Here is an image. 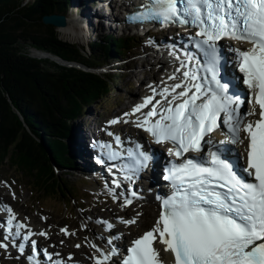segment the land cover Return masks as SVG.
I'll use <instances>...</instances> for the list:
<instances>
[{
	"label": "snow or ice",
	"instance_id": "6c2138e0",
	"mask_svg": "<svg viewBox=\"0 0 264 264\" xmlns=\"http://www.w3.org/2000/svg\"><path fill=\"white\" fill-rule=\"evenodd\" d=\"M129 7L125 23L179 26L188 33L186 45L178 50L173 44L168 51L172 72L149 85L152 95L124 113L122 121L166 147L171 159L162 178L170 192L156 195L160 203L151 228L128 245L119 243L123 233L113 231L114 223L98 219L109 233L98 236L105 246L85 236L74 247L87 244L93 264H165L162 253L171 264H264V0H140ZM147 43L158 47L159 42L149 38ZM225 50L232 54L231 70ZM241 85L242 95L235 91ZM215 132L224 139L216 140ZM107 135L115 136L117 146L123 143L121 136ZM131 144L113 150L111 143H101L107 151L98 157L102 165L113 162L109 171L121 161L122 178L105 187L115 202L123 201L122 208L141 198L133 185L155 160L150 145L145 150L143 143ZM5 211L10 215L0 219L4 254L16 249L14 259L26 258L27 264H41L42 258L74 264L72 254L63 257L39 247L37 238L48 239V231L33 230L29 218L18 219L11 206ZM142 215L117 220L132 226ZM60 232L78 236L67 226Z\"/></svg>",
	"mask_w": 264,
	"mask_h": 264
},
{
	"label": "trees",
	"instance_id": "16d2710c",
	"mask_svg": "<svg viewBox=\"0 0 264 264\" xmlns=\"http://www.w3.org/2000/svg\"><path fill=\"white\" fill-rule=\"evenodd\" d=\"M70 2L0 0V163L12 158L22 177L35 175L31 183L39 191L46 194L50 185L52 193L65 196L67 188V195L75 198V190L56 176L52 163L75 166L71 148L64 144L71 116L83 111L89 100L95 103L107 96L120 77L32 57L28 46L97 67L123 62L129 52L138 50V39L105 35L99 41L93 39L91 55L83 56L82 49L60 39L53 26L41 22L44 14L67 15Z\"/></svg>",
	"mask_w": 264,
	"mask_h": 264
},
{
	"label": "rangeland",
	"instance_id": "374dc122",
	"mask_svg": "<svg viewBox=\"0 0 264 264\" xmlns=\"http://www.w3.org/2000/svg\"><path fill=\"white\" fill-rule=\"evenodd\" d=\"M99 1L101 0H71L70 4L68 5V11L70 9L71 14L68 13V11H67V15L62 14L66 19L65 22L68 21L69 23V21H71L73 23L72 26L75 28V30H77V32L78 31L80 32V35L83 37V40H79L77 38L71 40L68 38L69 35L67 33L63 31V33L61 32L62 33L61 34L58 31V27L53 26L55 32L57 33L60 39L67 41L70 44H74L76 45V47L82 49L81 54L85 57L91 55V51H92L91 44L92 42H94V40L99 41L105 35H114L115 37H119L120 35V32H118L117 30L116 31L113 30V27H111L112 25L109 26L107 25L108 22L107 23L105 22L107 21V18L109 19V17L105 18L104 21L101 20V22L100 19L97 20L99 25L96 26L93 24V22L94 23L96 22V18H95L96 16L94 17L92 16L91 18L93 22L91 24H93V26L89 25L92 31L86 30L83 27V24L81 25L79 24V26H77V24L72 21L73 20V18H71L72 14L74 15L75 13L78 12H80L78 13V15H81L83 13L93 14L96 8L95 5ZM105 1L107 3V0H102V3H105ZM79 4L80 6L91 4L89 5V7L91 6L92 9L89 8L90 11H85L83 10L84 8L82 9L79 6ZM104 11L106 10H103V12ZM51 14H59V13L53 12ZM106 15H108V12L106 13ZM100 17L102 18V16ZM69 18H71V20ZM102 21L104 22V24L106 23L105 28L104 26L102 27ZM41 22L43 25H46L43 21V17L41 18ZM84 22L86 23V21ZM138 40H139L138 43L142 45L141 49L145 48L144 50H147L148 48L147 39L138 38ZM141 49L139 47L137 51L129 52L124 57L123 62L120 63L109 62L107 64L108 66L112 64V68H114L113 76H119L120 77L119 81L114 84V87L111 89L109 93H107V96L102 97L101 99L97 100L95 103H93V100L88 99L89 101L87 100L88 102L85 105L84 110L83 111L80 110L79 112L77 111L78 114L76 116H71V119L79 118L77 119V121L74 122L70 120L69 125H71V127L73 125H81L82 126L81 128L84 129L83 125L85 121L88 120L94 122V126H95L97 120H100V118H102L101 121H103L105 117L109 118L114 115L117 116L118 112L124 110L128 104H132L135 101V98H137L141 92L140 88L145 89L146 86L148 85V82L151 80V77L153 78L152 75L154 74H151V71L153 70L155 71V64L152 65L154 61L152 62L150 56L139 55ZM33 50H35V52L49 53L41 49H38L36 47L28 46V54L35 58H40V57L33 55L31 53ZM54 55H49V56L54 61L61 62L60 59L56 58L57 55L55 56ZM82 59L86 60V58H82ZM149 63H151L150 65L151 68L150 67L147 68ZM80 68L86 70V68L83 67ZM67 141L68 139L64 141V144L66 143L67 145L68 144ZM39 142H41V140ZM46 148L48 149L47 146ZM52 165L55 166V163L53 162ZM76 166H78V164ZM54 168H55L54 172L56 176L59 177L60 180L67 183V186L75 190L74 199H72V197H69L67 195L66 192L67 188L63 189L65 196L52 193L53 191L51 190L50 185L48 186L46 194L42 190L39 191V189L35 188V185L31 183L32 178L34 179L35 175H32L28 178L22 177L21 174L14 168L12 158L10 159L9 157H5V159L0 163V204L4 206L11 205L13 207V210H15V212L18 214V216L21 219L27 217L29 218V222L36 223L37 229L51 230V233H53L54 235L55 233L59 234L60 236L58 238L53 235L52 239L55 240V238H57L56 244L66 249L67 243H64V245L60 244V241L62 239L63 240L68 239V237L65 236L64 233L60 232L61 227L67 226L70 231L74 230L76 232V231H83L81 230L82 225L87 224V226H89L91 231L92 230L101 231L102 225L96 223V221L97 219L108 218V211H112L111 207H114L113 206L114 202L112 198L109 200L111 203H108L106 199L103 200L101 198H97L99 194L93 196L92 190L95 189L96 185H92L88 182L81 180L85 178L78 176L80 173L77 172V170H74L75 168L73 169V166L71 167L63 166L61 168L60 167H54ZM28 180H30V183L28 182ZM101 191L103 192L104 190L101 189ZM135 208H136V204L131 206L130 213L128 214L129 216L132 215V212L135 210ZM120 209L119 208L115 209L117 217H120L123 214L122 210L120 211ZM44 217H46L47 219L46 220L43 219ZM89 217L91 218L90 220L87 219ZM150 226L151 224L147 225V227ZM117 228H122V227L119 226ZM125 233L128 234V230H126ZM86 234H88V232ZM70 238H71L70 239L71 245H75L77 243H81L84 241V239L81 238L78 239L77 238L74 239L72 237ZM89 240L91 241V239ZM68 253L69 250L68 252L66 251L67 255ZM7 258H9V260H7ZM13 258L14 257L12 256L10 257L6 254L4 256L0 254V264H7V262L9 261L19 263Z\"/></svg>",
	"mask_w": 264,
	"mask_h": 264
},
{
	"label": "bare ground",
	"instance_id": "6f19581e",
	"mask_svg": "<svg viewBox=\"0 0 264 264\" xmlns=\"http://www.w3.org/2000/svg\"><path fill=\"white\" fill-rule=\"evenodd\" d=\"M121 1H123V0H120V2ZM119 2V0H107V3L106 4H108V7H114L115 6V4H117ZM123 3H126V1H123ZM81 4V3H80ZM80 4H79V6H80ZM90 5V4H89ZM89 5L88 4H86L85 6H80L83 10H85V11H90L89 10ZM105 7V8H104ZM94 8V7H93ZM106 8H107V6L106 5H104V6H102V7H96L95 8V12L92 14V13H90V14H85V13H83V14H81V15H78V13H80V12H78V13H75L74 15L72 14V17L71 18H73V22L74 23H76L77 24V26H79V24L81 25V24H83V27L86 29V30H88V31H92L91 29H90V26L92 25L93 26V24L94 25H99V23H94L93 22V20H92V16L94 17V16H96L95 18H96V21L97 20H99L100 19V22H101V17L100 16H105V14L107 13V10H106ZM92 9V8H91ZM103 10H106V11H104L103 12ZM106 12V13H105ZM68 13H70L71 14V11H70V9H69V11H68ZM61 16H63L62 14H60ZM66 15V14H65ZM64 17V16H63ZM65 18V17H64ZM71 18H69L70 20H71ZM88 18V19H87ZM66 20V19H65ZM84 21H86V23L84 22ZM67 23H66V25L65 26H63V27H58V31H59V33H63V31L65 32V33H67L69 36H68V38L69 39H71V40H74V39H79V40H83V37L80 35V32L78 31L77 32V30H75V28L72 26V22L71 21H69V23H68V21H66ZM71 22V23H70ZM93 22V24H91ZM101 24V23H100ZM85 25V26H84ZM90 25V26H89ZM107 25H109V23H107ZM104 26V28H105V24H104V22L102 21V27ZM95 27V26H94ZM98 27H100V26H98ZM113 31V30H112ZM61 33V34H62ZM174 37H178L176 34L174 35ZM66 38V37H65ZM67 38V39H68ZM180 41V40H179ZM233 46H237V47H240L241 45H233ZM249 45H247V44H245V45H243V47H248ZM161 50H162V57H164V60H163V62H161L158 58H157V55L156 54H153L152 56L151 55H149L150 56V58L152 59V62L154 61V63H152V65H158L159 67H160V69H161V74L159 73V76H158V72H157V70H153L152 72H151V74H154V75H152L153 76V78L151 77V80L148 82V85L146 86V88L145 89H143V88H140V90H141V92H140V94L138 95V97L137 98H135V99H137V103L136 104H138V103H141L142 102V100L145 98V97H147V96H150V95H152V93H151V90H150V88L148 87L149 85H153V83L155 82V84H159V82H160V80L162 79V78H164V77H166V75L168 74V73H171L172 72V70L170 69V67L169 66H167L168 64H170V66H172L173 65V63H172V60H171V58L168 56V51H169V48H167L166 46H162L161 48H160ZM33 55H35V56H38V57H40V58H50V56L48 55V54H46V53H42V52H35V50H33L32 52H31ZM146 60V59H145ZM231 60H232V54L230 53V59H229V61H230V66H229V68H231ZM159 61L161 62V63H159ZM157 62V63H156ZM150 68H151V66H150ZM150 70V69H149ZM231 70V69H230ZM151 71V70H150ZM170 83V82H169ZM143 89V90H142ZM157 99H159V97H157ZM135 106V104L133 105V104H128L126 107H125V109L122 111V112H131V109L133 108ZM118 115L117 116H111V120H113V119H117V118H120L121 119V122L120 123H118V124H115V125H109V121H107V127H111L112 129H114V130H116V131H122L123 129H125L126 127H132V126H134V124L133 123H128V124H125V123H123L122 121H123V119L125 118L124 116H122L121 115V112H118L117 113ZM73 127V128H72ZM70 126V133H69V142H68V145L70 146V148H71V150H70V152H71V154H72V158H73V160H74V163H75V166L78 164V166L80 165L79 163H80V160H78L77 159V157H76V154L77 153H79V152H82V156H81V159L83 160V162H84V165L87 167V168H90L91 166H92V161H91V157H90V154H91V149H90V145H87L86 144V141H87V139H88V137H87V134L83 131V129L81 128V125H73V126ZM136 131L138 132V134L140 135L139 137H142L144 134L139 130V129H136ZM101 133L103 134V131H101ZM222 139H224V136H220V140H222ZM146 143H148V141H146ZM160 149V148H159ZM79 162V163H78ZM61 168V167H60ZM73 169H74V167H73ZM74 170H77L76 168L74 169ZM77 172H79L80 174L78 175V176H80V177H82V178H86L87 176H89L90 175V173L87 171H84V170H81V171H78L77 170ZM77 172H76V175H77ZM102 172H105V174L107 175V176H109V172L107 171V168H105V169H103V171ZM75 173V172H74ZM148 181H150L151 182V186L153 187V188H155V192L157 193V192H159V190H160V186H159V181H157V180H154V178L153 177H151V178H148ZM142 185H141V182L137 185V190H139V192H140V194H139V196H144L145 197V199L143 200V201H138L137 203H136V209L132 212V216L130 217L128 214L130 213V208H122L121 207V203L120 202H115V204H113V205H120V210H122V213L124 214V218L125 219H129V218H132V217H134V216H136V214L135 213H137V212H142L143 213V215L142 216H139V217H137V220H138V224L137 225H132V226H124V224H120L121 225V227L122 228H117L119 225L115 222V219L113 218V217H116L117 216V214H116V211H115V209L116 208H114V207H111V209H112V211H108V218L106 219V220H109V221H111L112 223H114V225H115V228H117L116 230H115V228H114V230H115V233H117V234H120V233H123V239L121 240V241H124V240H126V241H131L132 239H134V238H136V237H138L139 235H142L143 234V232L144 231H147L148 229H150L151 228V226H152V224H153V222H154V220L156 219V216L158 215V204L154 201V199L153 198H151L148 194L150 193V190H148L146 187H144L143 189H142ZM147 190H148V192H147ZM72 191V190H71ZM104 192V194H106V191H103ZM71 193H73V192H71ZM70 193V194H71ZM62 194V193H61ZM60 195V194H59ZM64 195V194H63ZM71 196V195H70ZM61 197V196H60ZM107 199V198H106ZM110 208V207H109ZM129 210V211H128ZM115 212V213H114ZM36 214V213H35ZM102 214V213H101ZM95 217V216H94ZM98 220V219H97ZM27 222H29V221H27ZM30 224H31V226L33 227V230H35V231H40V230H44V229H37V224L36 223H32V222H30ZM148 224H151V226L150 227H147V225ZM61 228H63V227H61ZM123 230H128V234H126L125 233V231H123ZM51 231V230H50ZM72 231V230H71ZM74 231V230H73ZM88 232V234H86L87 232ZM103 231H104V229H103V226H102V230L101 231H91V229L89 228V226L87 227V229L86 230H83V231H76V232H78V236H69L68 237V239H65L64 241H65V243H67V245H66V250H64V253L63 252H61L63 255H67L66 253H65V251H67L68 252V250H69V253H75L74 255L76 256V258H75V260H79V261H81V262H85V263H87V262H90V259H89V255H92V254H94V252H93V250L90 248V247H88L86 244H84V246H82L80 249H77V248H75L74 247V245H71L70 244V237H72V238H81V239H84V237L85 236H87L89 239H91V241H93V242H95V243H98L99 245H101L102 244V240H99L98 239V236H99V234H102L103 233ZM75 232V231H74ZM52 234V236L54 235L53 233H51ZM54 236H60L59 234H56L55 233V235ZM120 241V242H121ZM119 242V243H120ZM46 243V242H45ZM81 243H83V242H81ZM49 246H51L52 244L51 243H49L48 244ZM101 247H104V246H101ZM55 251H61V249H54ZM2 253L4 254V252L2 251ZM7 255H10L9 253L7 254ZM161 259L162 260H164V262L165 261H167V260H171V257H169L168 256V254L167 253H162L161 254ZM7 260H9V258H7ZM22 262V261H21ZM21 262H19V263H17V262H13V261H9V262H7V264H23V263H21ZM92 262V261H91ZM93 263V262H92Z\"/></svg>",
	"mask_w": 264,
	"mask_h": 264
},
{
	"label": "water",
	"instance_id": "95a60500",
	"mask_svg": "<svg viewBox=\"0 0 264 264\" xmlns=\"http://www.w3.org/2000/svg\"><path fill=\"white\" fill-rule=\"evenodd\" d=\"M43 21H44V23L46 25H52L54 27H62V26L66 25L65 18L63 16H61L60 14H51V13L45 14L43 16ZM46 54L54 55V54H51V53H46ZM56 58L60 59L61 62H56L55 61L56 63H58L60 65H67L68 66V65H73L74 64V62L69 61V60H65V59H61V57L59 58V56H57Z\"/></svg>",
	"mask_w": 264,
	"mask_h": 264
}]
</instances>
